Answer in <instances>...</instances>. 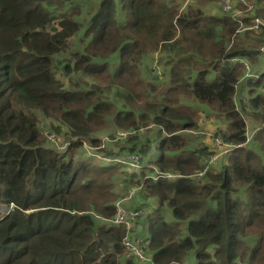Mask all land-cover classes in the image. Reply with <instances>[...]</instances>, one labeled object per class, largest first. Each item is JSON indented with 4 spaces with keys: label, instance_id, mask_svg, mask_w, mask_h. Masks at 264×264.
I'll use <instances>...</instances> for the list:
<instances>
[{
    "label": "trees",
    "instance_id": "obj_1",
    "mask_svg": "<svg viewBox=\"0 0 264 264\" xmlns=\"http://www.w3.org/2000/svg\"><path fill=\"white\" fill-rule=\"evenodd\" d=\"M251 4L264 19V0ZM204 10L180 11L174 0H0V264H264V162L249 149L254 138L195 179L206 146L178 135L207 125L190 99L226 122L213 137L227 145L245 142L249 120L264 117L256 92L264 75L246 79L245 121L234 95L246 71L230 62H256L264 29L239 37L229 15ZM157 51L165 83L141 75L143 58ZM42 122L64 152L47 145ZM103 124V133L134 134L125 146L111 142L117 152L99 151L104 159L144 155L156 143L157 158L142 165L149 174L79 158L85 142L98 145L91 132ZM155 172L170 177L153 180ZM125 174L127 193L155 198L175 219L157 208L141 237L132 228L145 262L123 245L125 225L97 224L115 217L114 187Z\"/></svg>",
    "mask_w": 264,
    "mask_h": 264
},
{
    "label": "rangeland",
    "instance_id": "obj_2",
    "mask_svg": "<svg viewBox=\"0 0 264 264\" xmlns=\"http://www.w3.org/2000/svg\"><path fill=\"white\" fill-rule=\"evenodd\" d=\"M174 1L176 2L177 5H179L180 11L186 10V7L188 5H192L193 7H198V6L203 7L205 9L203 11L204 15H215V16L216 15L220 16V15H224V14L228 15V13H225L222 10V5H223L222 0H174ZM245 1L247 3H251L252 0H245ZM209 8H211L210 11H209ZM215 9H217L218 12H216ZM237 10H239V8H237ZM249 33H257V32H249ZM239 37H244L243 33H241ZM243 39H245V38H243ZM261 47H263V46L260 45L257 50H259ZM160 57H161V53H159L157 51L154 53H150L143 58L141 66H140V70L142 73L141 75L144 79L146 77L152 78V77L156 76L157 78H160L161 76H164V78H163L164 82L160 81V80H159V82L165 83L168 81L167 71H166V68L162 65L163 63L160 61ZM249 66H250V73H252V74H258L259 75V73L264 72V52L258 51V53L256 55V62H254L253 64L249 62ZM238 69H239V67H238ZM240 71H241V73H243V71H246V70L243 69V71H242L240 69ZM209 78H210V75H209ZM247 78H248V76L245 73L244 76H242L238 80V82L235 86L236 90H235L234 100H237V102L239 103L238 106L243 105V103H241L240 100H242L244 96L247 97V95H248V93L246 92L247 87H249L247 85V81H246ZM251 79L253 80L254 78L251 77ZM149 80H152V79H149ZM244 91L246 92L245 95H244ZM256 92L259 95H264V91L262 90V88L257 89ZM184 99L185 98H181L180 103L182 106H187L188 101H186ZM189 104L192 105V107H194V109L196 111L198 109L200 115L205 114V113L209 114V118L205 119L206 121H204L207 125H205V124L201 125L199 130L195 131L198 133L197 136H192L191 134H189L190 133V132H188L189 130H186V131L184 130V131L178 133V135L180 137L190 139V141H191L190 146L193 148H198L200 146H206L205 147L206 151H205V158H204V168L195 177V179H200V178H203V175L208 173V171H211V170L212 171H218L224 165L227 164V161H226L227 156H223V155H225V152H224L222 145L215 146L214 138L216 139L217 137L220 136V134L217 132L215 134V137H213V132L214 131L216 132L217 130L221 131V133L227 132L228 126L226 125L225 121L219 120L216 116H214V117L211 116L212 112L206 106L198 105V104L194 103L192 101V99L189 100ZM243 106L245 107V112L243 114H244V118L246 121V120H248V114L251 111V109L247 104L243 105ZM205 118H206V115H205ZM104 124L101 127H93L92 128L91 136L97 137V139L99 140L98 145H91L88 142H85V144L82 147L83 153L79 158H81V159H86V157L92 158L94 163L97 165H100V164L106 163V162L112 163L111 161L102 158L103 151L108 149V148H112L113 152L118 151V147L112 145L110 140H114L113 144L118 143L119 145H122L126 139H128L130 136L134 135L133 133L126 134V133H122L119 131L115 132L117 130L112 131L111 133H103ZM251 126H250V120H249V124L247 126L246 134L248 137H250V139L254 138L252 141L250 140L251 142L249 141L250 143L248 142L249 143L248 144L249 149H253L255 153L260 155L263 162H264V117L263 118H257L254 116L251 119ZM107 127H108V130H110L113 128V125H111L110 123H107ZM256 128H260V130L261 129H263V130H261V131L259 130V132H256L253 135L252 133ZM152 130H153V127L151 129L149 127L148 131H149L150 135H152ZM146 131H147V129H142V130H140V133H145ZM49 132H52L50 124L47 122L46 123L42 122L41 123V133H42L43 137L45 138L47 145L50 147H54L59 152H64V150L66 149L65 142H63V140L60 139L59 136H56L57 138L54 139L53 141L49 140V138H48ZM122 134H124L125 136H122ZM220 139L222 140V138H220ZM220 139H218V140L221 142ZM118 141H121V142H118ZM222 143H223V140H222ZM155 144L156 143H151L149 146V149L152 151L147 153V154H144V155L137 154L134 152L126 154V155H122V153H121L119 156V159L125 163V164L123 163L124 165H122L123 167L121 168V170L122 171H129V172L131 170H134L137 177H139L140 171L142 169L144 170V168H142L143 163H146L152 159L155 160L157 158L158 150L156 149ZM125 145L126 144L124 143L123 146H125ZM99 151H101L102 153ZM218 153H220V155H218ZM99 157H101V158H99ZM133 158H137L136 163L133 162ZM133 163H134V166H130V164H133ZM144 171H145L146 175L149 174L148 170H144ZM124 177H128V176L126 174L123 176L120 175L118 177V180H116V186L114 187V193H115L114 205L116 207L118 201H120L119 207H121L123 209L129 210L131 207H133V208L139 207V210H138L139 216L137 218L138 219L137 220L138 225L136 224V221H135V224L133 226L134 228H136V230H138V233L140 232L139 235H137L138 237H141L140 235H143L142 233L144 231L142 229H143V225L146 224L147 217L150 216L151 213L153 211H155V209H157V208H160L162 210L163 214L166 217L165 219L167 221H169V222L175 221V219L171 215V211L165 205L159 206L157 204L155 198L146 196L143 192H139L140 190L138 192L134 193L135 195L133 194L134 197L132 196V193H133L132 190H130L127 193L128 188H124V186H126V183L123 182ZM190 177L194 179L193 176H190ZM205 180L206 179L204 178V181ZM104 223L106 224L107 222L103 219H99V222H97V224H99V225H103ZM142 255L145 257L144 253H142ZM145 261L146 260H141V262H145Z\"/></svg>",
    "mask_w": 264,
    "mask_h": 264
},
{
    "label": "built area",
    "instance_id": "obj_3",
    "mask_svg": "<svg viewBox=\"0 0 264 264\" xmlns=\"http://www.w3.org/2000/svg\"><path fill=\"white\" fill-rule=\"evenodd\" d=\"M222 3H223L222 10L225 13H228V15L238 25V29L236 30L235 34H241L244 32H259L262 29H264V19L261 17H258L254 14L255 8L251 3H247L245 0H222ZM237 8H239V10H237ZM258 51L264 52V46L261 47ZM230 62L233 64L239 63V64L243 65V67L246 70V75L248 77H253L254 79H258V78H260V75H262V74L264 75V72L259 73V75L250 73L249 62L244 58H241V59L234 58V59H231ZM262 90L264 91V84L262 86ZM236 108H238V107L236 106ZM259 130H260V128L255 129L252 134L254 135ZM122 133H124V132H122ZM122 136H125V135L122 134ZM48 138L51 141L56 139L55 134L53 132H49ZM218 139H220V137H217L215 139V146L222 145L225 154L231 152L233 149L243 147L244 145H246L251 140L250 137L247 136V134H246L245 142H243L241 144H236V145H227L224 142L222 143L221 139H220L221 142ZM113 141L114 140H110V142H113ZM99 158H101V157H99ZM106 160L124 163V162L120 161L119 159H106ZM133 162L136 163L137 158H133ZM134 163L130 164V166H134ZM196 175L197 174H195L194 177H196ZM160 177L169 178L170 175L169 174H160V173L155 172V175L152 176L153 180H157ZM119 206H120V201H118V203L116 205L117 213H116L115 217L111 220H106V222L109 225H115V226L125 225L126 233H125V236H124L123 241H122L123 245L128 250H130L131 253L139 261L146 260L145 257L142 255V253H144L142 251V247L140 245H136L131 240V237L134 236V232H133L132 228L135 224V220L139 216V211H134L131 209L127 210V209H123ZM237 264H241V263H237Z\"/></svg>",
    "mask_w": 264,
    "mask_h": 264
},
{
    "label": "crops",
    "instance_id": "obj_4",
    "mask_svg": "<svg viewBox=\"0 0 264 264\" xmlns=\"http://www.w3.org/2000/svg\"><path fill=\"white\" fill-rule=\"evenodd\" d=\"M247 90H249V87H247ZM246 90V92L248 93V91ZM245 91H244V95H245V93H246ZM246 100H247V97H243V99L242 100H240V102H246ZM235 105L236 106H238L239 105V103L237 102V100H235ZM257 129V128H256ZM259 132V131H258ZM114 159H119V158H114ZM120 160V159H119ZM121 161V160H120ZM114 162V161H113ZM119 163H121V162H119ZM123 164V163H122Z\"/></svg>",
    "mask_w": 264,
    "mask_h": 264
},
{
    "label": "water",
    "instance_id": "obj_5",
    "mask_svg": "<svg viewBox=\"0 0 264 264\" xmlns=\"http://www.w3.org/2000/svg\"><path fill=\"white\" fill-rule=\"evenodd\" d=\"M6 211H7V209L4 207L2 212L5 213Z\"/></svg>",
    "mask_w": 264,
    "mask_h": 264
}]
</instances>
